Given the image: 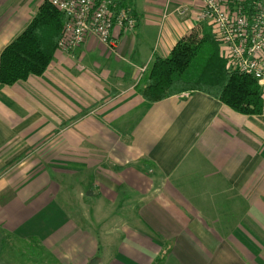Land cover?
I'll return each mask as SVG.
<instances>
[{
	"label": "crops",
	"instance_id": "1",
	"mask_svg": "<svg viewBox=\"0 0 264 264\" xmlns=\"http://www.w3.org/2000/svg\"><path fill=\"white\" fill-rule=\"evenodd\" d=\"M42 1L0 0V50ZM127 5L136 25L111 28L115 50L90 36L0 87V264L30 237L60 264H264V107L199 91L146 101L138 83L202 23L199 0Z\"/></svg>",
	"mask_w": 264,
	"mask_h": 264
},
{
	"label": "trees",
	"instance_id": "2",
	"mask_svg": "<svg viewBox=\"0 0 264 264\" xmlns=\"http://www.w3.org/2000/svg\"><path fill=\"white\" fill-rule=\"evenodd\" d=\"M120 4L129 7L127 0H120ZM63 30V14L43 0L21 32L0 50V87L41 75L49 66ZM219 50L212 26L199 23L175 43L168 55L154 57L137 90L148 102L199 91L242 114L262 113L263 95L257 80L228 67ZM4 236L5 253L12 249L16 237L8 233ZM25 242L21 247L33 256L31 249L37 247L36 238ZM161 260L159 256L154 264Z\"/></svg>",
	"mask_w": 264,
	"mask_h": 264
},
{
	"label": "built area",
	"instance_id": "3",
	"mask_svg": "<svg viewBox=\"0 0 264 264\" xmlns=\"http://www.w3.org/2000/svg\"><path fill=\"white\" fill-rule=\"evenodd\" d=\"M47 1L64 16L58 49L73 50L92 36L108 50H115L111 28L125 31L135 26L130 7L121 6L120 0ZM196 18L212 26L227 66L254 77L263 95L264 0H199Z\"/></svg>",
	"mask_w": 264,
	"mask_h": 264
},
{
	"label": "rangeland",
	"instance_id": "4",
	"mask_svg": "<svg viewBox=\"0 0 264 264\" xmlns=\"http://www.w3.org/2000/svg\"><path fill=\"white\" fill-rule=\"evenodd\" d=\"M135 25H136V21H135ZM135 28V26L132 28V29H130V30H133ZM126 31V30H125ZM264 95V94H263ZM48 142L49 141H46V143L47 144H45V145H49L48 144ZM51 146V145H50ZM47 147V146H46ZM36 149H37V144L36 145H34V147L33 148H29V150L28 151H36ZM46 158L48 157V155H46L45 156ZM34 173H37V171H35V170H30L29 169V173H28V175L31 177ZM44 173H46V172H44ZM63 175V176H62ZM62 175H60V176H58V177H65V178H68V176H67V174H63L62 173ZM84 175V172H82V176ZM79 190H78V196H77V194H76V196H77V204H79L80 202L81 203H83L86 199V197L84 196V193H83V188H78ZM62 190H65V188L63 187V189ZM90 189H86L85 190V193H87L88 191H89ZM60 195L62 196V197H64V195L66 196V195H68L67 194V192H66V194H65V191H61V193H60ZM63 201H65V199H63ZM65 203H66V201H65ZM73 206H68V208H66V209H69V208H72ZM27 251H28V249H21V250H18V252H16V251H13V252H7L8 254H9V256H10V258H12L11 260L14 262V264H60V263H54V260H52L51 259V257L50 256H48V255H43V256H39L38 255V253L39 252H37L35 249H31V251H32V253L34 254L33 256H30V255H28V253H27ZM14 255V256H13ZM41 259V260H40ZM56 262V261H55Z\"/></svg>",
	"mask_w": 264,
	"mask_h": 264
},
{
	"label": "water",
	"instance_id": "5",
	"mask_svg": "<svg viewBox=\"0 0 264 264\" xmlns=\"http://www.w3.org/2000/svg\"><path fill=\"white\" fill-rule=\"evenodd\" d=\"M87 264H99V258H92Z\"/></svg>",
	"mask_w": 264,
	"mask_h": 264
}]
</instances>
